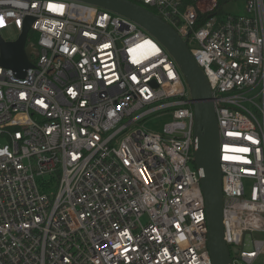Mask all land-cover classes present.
<instances>
[{
    "label": "built area",
    "instance_id": "obj_1",
    "mask_svg": "<svg viewBox=\"0 0 264 264\" xmlns=\"http://www.w3.org/2000/svg\"><path fill=\"white\" fill-rule=\"evenodd\" d=\"M133 1L211 84L229 264H264V0L237 15L222 0ZM27 16L34 66L0 64V264H214L193 101L170 52L79 0H0V33ZM167 111L162 133L144 128Z\"/></svg>",
    "mask_w": 264,
    "mask_h": 264
},
{
    "label": "water",
    "instance_id": "obj_2",
    "mask_svg": "<svg viewBox=\"0 0 264 264\" xmlns=\"http://www.w3.org/2000/svg\"><path fill=\"white\" fill-rule=\"evenodd\" d=\"M125 15L147 29L173 56L191 92L195 114V136L198 138L194 162L202 171L201 187L206 202L208 247L214 264H229L231 252L224 239L223 187L220 162V130L213 102L211 84L193 56L188 43L155 12L133 0H79ZM35 18L27 16L16 40H5L0 33V64L19 77H25L34 66L38 49L27 45ZM238 253V249H234Z\"/></svg>",
    "mask_w": 264,
    "mask_h": 264
},
{
    "label": "rangeland",
    "instance_id": "obj_3",
    "mask_svg": "<svg viewBox=\"0 0 264 264\" xmlns=\"http://www.w3.org/2000/svg\"><path fill=\"white\" fill-rule=\"evenodd\" d=\"M223 11L227 14H244L246 11V4L244 0H230L227 1L223 5ZM20 30L15 26V25H10L6 29H3L1 31V35L5 40H16L19 35H20ZM35 39H37V35H35ZM172 120V115L171 112H162V113H157L155 115H152L145 119L142 124L144 125V128L148 131H157L162 133L163 128L166 123ZM3 141L0 139V143ZM247 190L250 193V187L251 184L247 183Z\"/></svg>",
    "mask_w": 264,
    "mask_h": 264
},
{
    "label": "trees",
    "instance_id": "obj_4",
    "mask_svg": "<svg viewBox=\"0 0 264 264\" xmlns=\"http://www.w3.org/2000/svg\"><path fill=\"white\" fill-rule=\"evenodd\" d=\"M227 1H229V0H222V1H220L219 6H218V11H219L220 14L223 13V11H222V7H223V5H224ZM28 42H29V43H30V42H35V34L32 33V34L29 35V40H28Z\"/></svg>",
    "mask_w": 264,
    "mask_h": 264
},
{
    "label": "bare ground",
    "instance_id": "obj_5",
    "mask_svg": "<svg viewBox=\"0 0 264 264\" xmlns=\"http://www.w3.org/2000/svg\"><path fill=\"white\" fill-rule=\"evenodd\" d=\"M145 46H146V48L145 49H147V48H149V50H150V54H151V52H152V43L151 42H146L145 43Z\"/></svg>",
    "mask_w": 264,
    "mask_h": 264
}]
</instances>
